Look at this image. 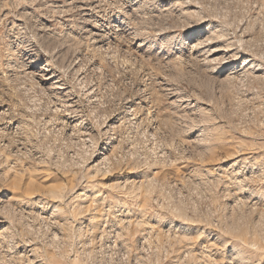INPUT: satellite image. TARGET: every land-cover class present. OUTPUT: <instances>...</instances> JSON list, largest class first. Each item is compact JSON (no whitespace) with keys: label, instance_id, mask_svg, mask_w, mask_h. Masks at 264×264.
I'll list each match as a JSON object with an SVG mask.
<instances>
[{"label":"rangeland","instance_id":"rangeland-1","mask_svg":"<svg viewBox=\"0 0 264 264\" xmlns=\"http://www.w3.org/2000/svg\"><path fill=\"white\" fill-rule=\"evenodd\" d=\"M0 264H264V0H0Z\"/></svg>","mask_w":264,"mask_h":264}]
</instances>
